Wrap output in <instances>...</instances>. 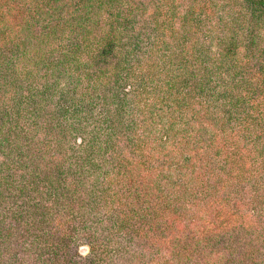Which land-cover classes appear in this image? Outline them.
Instances as JSON below:
<instances>
[{"label":"trees","instance_id":"1","mask_svg":"<svg viewBox=\"0 0 264 264\" xmlns=\"http://www.w3.org/2000/svg\"><path fill=\"white\" fill-rule=\"evenodd\" d=\"M0 264H264V0H0Z\"/></svg>","mask_w":264,"mask_h":264},{"label":"rangeland","instance_id":"2","mask_svg":"<svg viewBox=\"0 0 264 264\" xmlns=\"http://www.w3.org/2000/svg\"><path fill=\"white\" fill-rule=\"evenodd\" d=\"M76 247V253L80 256V257H86L88 255V248L86 245L81 244L80 241L76 242L74 244Z\"/></svg>","mask_w":264,"mask_h":264}]
</instances>
